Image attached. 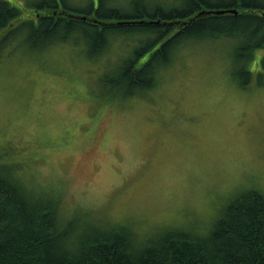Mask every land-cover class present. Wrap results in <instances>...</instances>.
Returning <instances> with one entry per match:
<instances>
[{"label":"rangeland","instance_id":"1","mask_svg":"<svg viewBox=\"0 0 264 264\" xmlns=\"http://www.w3.org/2000/svg\"><path fill=\"white\" fill-rule=\"evenodd\" d=\"M6 1L22 16L0 30L11 33L0 47V167L59 201L61 220L124 227L139 241L178 228L208 236L234 197L264 194V49L253 52L248 84L234 61L238 42L210 38L176 49L155 88L111 92L141 47L134 36L111 38L99 55L76 36L33 48L19 24H37L34 7L47 0ZM90 1L64 0L79 10ZM131 1L108 6L130 14ZM172 3L144 0L151 11Z\"/></svg>","mask_w":264,"mask_h":264},{"label":"trees","instance_id":"2","mask_svg":"<svg viewBox=\"0 0 264 264\" xmlns=\"http://www.w3.org/2000/svg\"><path fill=\"white\" fill-rule=\"evenodd\" d=\"M90 2L87 10H79L64 0H47L34 7L37 24L31 18L19 25L31 30L33 48L76 36L86 40L96 55L106 50L111 38L134 36L141 47L109 82L111 92L135 95L155 88L159 70L171 64L176 49L191 40L210 38L238 42L234 61L246 84L254 72L249 67L253 52L264 49V0H173L168 8L152 11L144 0H132L130 14L109 7L110 0H98L97 9ZM16 5L0 0V30L13 31L15 19L22 16ZM219 10L236 13L199 15ZM7 33L0 32V47L11 35ZM146 53L148 59L140 62ZM261 64L264 67V58ZM2 167L0 264H264V194L258 190L234 197L208 236L178 228L139 241L120 226L77 230L73 221L60 219L59 201L30 193Z\"/></svg>","mask_w":264,"mask_h":264},{"label":"water","instance_id":"3","mask_svg":"<svg viewBox=\"0 0 264 264\" xmlns=\"http://www.w3.org/2000/svg\"><path fill=\"white\" fill-rule=\"evenodd\" d=\"M227 12L236 13L235 10H228V11H226V10H219V11H202V12L199 13V15L211 14V13L220 15V14H225ZM140 22H144V21H140ZM152 22H155V21H151L150 23H152ZM155 23H157V22H155Z\"/></svg>","mask_w":264,"mask_h":264}]
</instances>
